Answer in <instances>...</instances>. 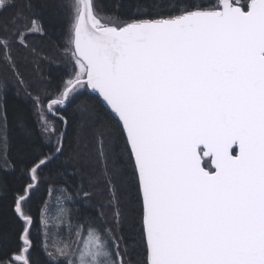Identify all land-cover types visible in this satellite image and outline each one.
<instances>
[{
  "label": "snow or ice",
  "instance_id": "obj_1",
  "mask_svg": "<svg viewBox=\"0 0 264 264\" xmlns=\"http://www.w3.org/2000/svg\"><path fill=\"white\" fill-rule=\"evenodd\" d=\"M13 6L0 0V65L15 71L13 47L27 48L40 26L23 12L4 19ZM63 6L74 66L54 88L29 93L50 145L37 151L30 180L38 185L63 153L68 106L75 101L73 115L87 117L103 104L138 188L143 264H264V0H151L130 20L99 15L95 0ZM16 124L31 134L22 117ZM8 131L0 95L5 156ZM104 135L97 133L98 158ZM107 183L114 192L110 176ZM32 188L15 198L27 247L10 264H31L34 221L24 204ZM112 206L115 223L87 218L48 253L53 264H128L118 202Z\"/></svg>",
  "mask_w": 264,
  "mask_h": 264
},
{
  "label": "trees",
  "instance_id": "obj_2",
  "mask_svg": "<svg viewBox=\"0 0 264 264\" xmlns=\"http://www.w3.org/2000/svg\"><path fill=\"white\" fill-rule=\"evenodd\" d=\"M65 2L13 0L14 6L3 13L4 19H8L23 12L25 20H35L40 30L27 36V48L13 47L15 71L0 65V95L6 104L9 129L6 156L0 152V260L10 264V260L24 259L27 242L21 238L22 218L15 213L14 207L15 198L22 194L21 189L31 183V196L24 204L25 212L34 221L30 238L31 264H53L48 253L54 252L70 235L74 236L76 227L84 224L89 217H99L105 222V227H110L115 223L113 214L117 210L112 205L117 202L120 213L119 235L124 237L121 250L127 245L125 260L128 264H143L144 245L140 227L142 209L138 188L132 176L129 155L124 151L123 136L107 127L114 124L115 118L110 117L103 104H97L89 116L82 117L79 113L73 115L76 103L73 101L65 110L70 126L64 139L63 153L40 171L38 185L30 180L27 172L36 162L38 150L45 154L50 151L47 138L42 134L32 110L29 93L35 96L41 89L54 88L74 66L70 53L66 51L71 25L63 6ZM196 2L207 5L214 0ZM148 3L151 0H95L99 15H110L120 20L140 18L136 13ZM79 99L81 97H77ZM91 99L95 101L96 96L93 95ZM21 117L31 129L30 135L17 126L16 121ZM99 132L105 133L103 139L104 144H107L104 148L108 149L106 151L103 148L104 156L100 158ZM109 176L115 187L114 192L107 183ZM84 193L89 195L85 197ZM68 198L71 201H66ZM56 202L64 203L71 219L61 225L49 222L44 226L41 209H53ZM46 235L50 242L52 236H58L60 241L46 245ZM14 256L23 259H13Z\"/></svg>",
  "mask_w": 264,
  "mask_h": 264
},
{
  "label": "rangeland",
  "instance_id": "obj_3",
  "mask_svg": "<svg viewBox=\"0 0 264 264\" xmlns=\"http://www.w3.org/2000/svg\"><path fill=\"white\" fill-rule=\"evenodd\" d=\"M66 201H71V199L68 198L66 199ZM55 205L56 206L53 209H49L47 207L45 208L42 218V223L44 224V226H46L49 222L55 225H61L70 218V216H68L67 208L66 206H64L63 202H56ZM51 238L52 241L50 242L48 240V235H46V237L44 238V240H46V245H48L49 243L57 244L60 241V238L58 236H52Z\"/></svg>",
  "mask_w": 264,
  "mask_h": 264
},
{
  "label": "bare ground",
  "instance_id": "obj_4",
  "mask_svg": "<svg viewBox=\"0 0 264 264\" xmlns=\"http://www.w3.org/2000/svg\"><path fill=\"white\" fill-rule=\"evenodd\" d=\"M83 120H84V119H83ZM87 120L89 121L90 119L87 118ZM90 122H91V121H90ZM90 122H89V124H90ZM87 123H88V122H87ZM91 123H94V122H91ZM84 124H85V123H84ZM89 124H88V125H89ZM94 124H95V123H94ZM88 125H87V126H88ZM85 126H86V125H85ZM88 127H89V126H88ZM92 127H93V126H92ZM97 127H98V126H97ZM97 127H96V129H99V128H97ZM83 128H84V126H83ZM87 129H88V128H86L85 130L87 131ZM90 129H91V128H90ZM89 131H90V130H89ZM91 131H93V130H91ZM91 133H92V132H91ZM92 135H93V134H92ZM90 142H91V140H90ZM104 142H105V141H104ZM82 143H83V142H82ZM83 144H84V143H83ZM87 144H88V142H87ZM87 144H86V145H87ZM106 144H107V143H106ZM106 144H104V145H106ZM81 146H82V145H81ZM88 146H90V145L88 144ZM88 146H87V147H88ZM104 147H105V146H104ZM106 147H107V146H106ZM104 149H105V148H104ZM105 150L108 151V149H105ZM88 151H89V150H88ZM106 151H105V152H106ZM95 152H96V151H95ZM81 153H82V152H81ZM108 153H109V152H108ZM91 154H92V153H91ZM85 155H86V154H85ZM107 156H108V155H106V157H107ZM106 159H107V158H106ZM88 160H89V159H88ZM109 160H110V159H109ZM91 163H92V162H91ZM96 164H97V163H96ZM96 177L98 178L99 176H96ZM99 178H100V177H99ZM117 179L119 180V177H118ZM114 180H115V179H114ZM120 182H121V181H120ZM113 183H114V182H113ZM114 184H115V183H114ZM117 184H118V183H117ZM121 186H122V185H121ZM114 188H115V187H114ZM119 191H120V189H119ZM116 192H117V191H116ZM104 193H105V192H104ZM116 194H117V193H116ZM104 196H105V195H104ZM105 197H106V196H105ZM103 200H106V199L104 198ZM98 203H99V202H98ZM120 203H121V202H120ZM120 205H121V204H119V206H120ZM103 206H104V204H103ZM118 208H119V207H118ZM122 208H123V207H122ZM125 209H126V208H124V213L126 212ZM114 210H115V209H114ZM120 210H121V207H120ZM110 211H111V210H110ZM118 211H119V210H118ZM122 211H123V210H122ZM109 214H110V213H109ZM123 215H124V214H123Z\"/></svg>",
  "mask_w": 264,
  "mask_h": 264
},
{
  "label": "water",
  "instance_id": "obj_5",
  "mask_svg": "<svg viewBox=\"0 0 264 264\" xmlns=\"http://www.w3.org/2000/svg\"><path fill=\"white\" fill-rule=\"evenodd\" d=\"M13 259H23V258L20 256H14Z\"/></svg>",
  "mask_w": 264,
  "mask_h": 264
}]
</instances>
